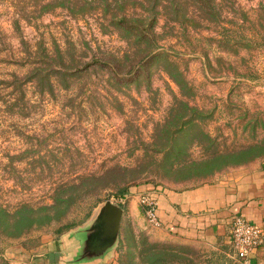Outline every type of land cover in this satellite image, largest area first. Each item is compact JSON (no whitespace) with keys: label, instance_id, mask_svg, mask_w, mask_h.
<instances>
[{"label":"rangeland","instance_id":"obj_1","mask_svg":"<svg viewBox=\"0 0 264 264\" xmlns=\"http://www.w3.org/2000/svg\"><path fill=\"white\" fill-rule=\"evenodd\" d=\"M125 10L154 19L152 46L114 23V0H0V264H63L77 244L67 236L107 200L126 203L110 264H149L151 244L157 264L240 263L233 243L162 231L147 192L264 163V0H128ZM151 47L157 55L127 73ZM59 54L89 66L52 86L31 78L48 58L63 74ZM85 174L96 176L62 193L71 206L56 205L59 185Z\"/></svg>","mask_w":264,"mask_h":264},{"label":"crops","instance_id":"obj_2","mask_svg":"<svg viewBox=\"0 0 264 264\" xmlns=\"http://www.w3.org/2000/svg\"><path fill=\"white\" fill-rule=\"evenodd\" d=\"M147 193L156 203L161 230L184 242L212 246L232 243L231 221L235 215L264 227V163L238 170L226 179L181 190L152 189ZM134 201L128 207L133 216ZM73 249H69L68 259ZM112 252L97 264H110ZM43 261L39 258L33 264ZM249 264H264V241L251 253Z\"/></svg>","mask_w":264,"mask_h":264},{"label":"trees","instance_id":"obj_3","mask_svg":"<svg viewBox=\"0 0 264 264\" xmlns=\"http://www.w3.org/2000/svg\"><path fill=\"white\" fill-rule=\"evenodd\" d=\"M128 0H114V4L115 6L121 11V18L117 19L118 17H115L116 14L113 16V20H114V23L117 24V26H119L120 28L124 29L129 36H132L133 35V38L134 39H130L132 40L134 43L138 42L139 40L142 41V40H147L148 42H150L149 44L152 46L154 43H155V40H154V35H152L150 32L151 30L154 28V25H153V18L151 17L149 22L145 25L143 24V19H142V16H138V15H135L134 17H130L129 14H127L125 11V8H126V3H127ZM209 4V3H208ZM110 4H106V7H109ZM123 10V11H122ZM154 11L151 10L150 11V14H152ZM135 14V13H134ZM154 17V16H153ZM132 19V20H131ZM157 55V53H155V47H151L148 51L145 52V55L141 56L139 59H137L134 63H132L131 65L127 66V68L129 67V69L127 70L129 72H132L134 73L135 70H137L139 67L141 66H144L146 64V62L148 61L149 58L151 57H155ZM65 55H62V54H59L58 55V62L61 64H63L62 66L66 68V71L61 74L60 71H58L57 69H54V59L53 58H48L46 59L43 64L44 66L47 68L46 70H42V69H39V67L37 68H34L33 72H32V75H31V78H33V80H39L40 81H43V80H46L45 78H47V83L49 84V86H52L53 84V81H52V76L57 74V75H63V76H74L76 71L78 70H82L83 68H87L89 66V63L83 65V67L81 69H78V66L75 65V61H74V57L71 56V61L67 64V59L64 58ZM96 62H100V64H107V65H104V66H109L111 65L109 63V61L107 60H104V59H97L96 58ZM114 65H111L112 69L118 73L119 71H122L123 68L122 67V64L120 61H117L115 60L114 62ZM54 73V74H53ZM96 175L94 174H85V175H80L77 179V183H69V182H66L64 184H61L59 186H61V188H57L56 189V193H55V197H53L55 200V204L58 205L59 204H63V203H67L68 206H71L72 203H70V200L73 199L74 197H72L73 195L71 194L70 196H68V198L65 200L64 197H62V193L69 190V189H73L77 186H79L80 184L84 183L85 181H87L88 179H90L91 177H94ZM79 183V184H78ZM58 186V187H59ZM153 189V188H152ZM151 188H148V190H152ZM121 193L117 196H121V197H125L127 196V192H128V189H121L120 190ZM75 201V200H74ZM70 203V204H69ZM126 203H120L119 205L126 211ZM48 205H46L45 207H43V209H46ZM52 206V205H50ZM68 206H67V209H68ZM18 210H21V211H25V210H29L31 212H34L35 211V207L31 206L30 204L28 203H23L22 205H20V207L18 208ZM0 211L1 213H4V215H7L9 214L6 209H4L1 205H0ZM2 221H0V223L2 225H4V223H9L8 220L6 219H0ZM9 224L5 225L6 227L8 226ZM24 230L21 229V231ZM161 245L159 244H151V246H148L146 249H145V253L147 255V261L149 262V264H157L159 261V258H154L153 257V250L154 249H158L157 247H159ZM164 247V246H163ZM169 248V247H168ZM163 249H167L166 247L163 248ZM152 251V252H151ZM143 258H144V255H143ZM165 262V261H163ZM160 263V264H163ZM185 259H181L179 260L178 263H175V264H193L192 262H187ZM167 264V263H166ZM168 264H174L173 262H168ZM240 264V263H239Z\"/></svg>","mask_w":264,"mask_h":264},{"label":"water","instance_id":"obj_4","mask_svg":"<svg viewBox=\"0 0 264 264\" xmlns=\"http://www.w3.org/2000/svg\"><path fill=\"white\" fill-rule=\"evenodd\" d=\"M124 213L111 200L99 205L88 224L67 236L70 240L76 239L77 244L66 264H97L103 260L118 243Z\"/></svg>","mask_w":264,"mask_h":264},{"label":"built area","instance_id":"obj_5","mask_svg":"<svg viewBox=\"0 0 264 264\" xmlns=\"http://www.w3.org/2000/svg\"><path fill=\"white\" fill-rule=\"evenodd\" d=\"M152 204L147 216L151 222L158 224L156 203ZM231 237L241 264H249L251 253L264 241V227L248 221L242 215H235L231 221Z\"/></svg>","mask_w":264,"mask_h":264}]
</instances>
